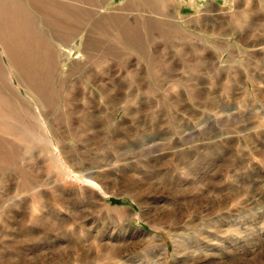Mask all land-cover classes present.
<instances>
[{"label":"rangeland","instance_id":"1","mask_svg":"<svg viewBox=\"0 0 264 264\" xmlns=\"http://www.w3.org/2000/svg\"><path fill=\"white\" fill-rule=\"evenodd\" d=\"M0 264H264V0H0Z\"/></svg>","mask_w":264,"mask_h":264}]
</instances>
